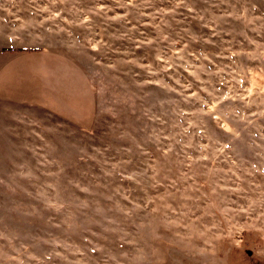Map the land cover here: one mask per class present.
<instances>
[{
  "label": "rangeland",
  "instance_id": "obj_1",
  "mask_svg": "<svg viewBox=\"0 0 264 264\" xmlns=\"http://www.w3.org/2000/svg\"><path fill=\"white\" fill-rule=\"evenodd\" d=\"M2 48L94 114L0 100V264H264V0H0Z\"/></svg>",
  "mask_w": 264,
  "mask_h": 264
},
{
  "label": "crops",
  "instance_id": "obj_2",
  "mask_svg": "<svg viewBox=\"0 0 264 264\" xmlns=\"http://www.w3.org/2000/svg\"><path fill=\"white\" fill-rule=\"evenodd\" d=\"M0 100L32 103L81 127L89 126L94 114L88 76L70 57L51 49H0ZM56 102L73 105L71 113L79 120L59 112Z\"/></svg>",
  "mask_w": 264,
  "mask_h": 264
},
{
  "label": "trees",
  "instance_id": "obj_3",
  "mask_svg": "<svg viewBox=\"0 0 264 264\" xmlns=\"http://www.w3.org/2000/svg\"><path fill=\"white\" fill-rule=\"evenodd\" d=\"M3 49H5V48H3Z\"/></svg>",
  "mask_w": 264,
  "mask_h": 264
}]
</instances>
